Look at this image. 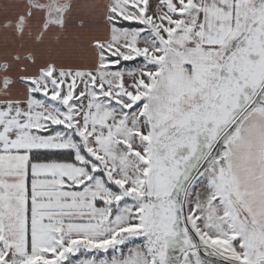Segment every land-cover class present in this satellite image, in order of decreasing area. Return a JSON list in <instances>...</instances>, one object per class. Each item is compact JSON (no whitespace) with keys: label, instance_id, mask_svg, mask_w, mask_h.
Masks as SVG:
<instances>
[{"label":"snow or ice","instance_id":"6c2138e0","mask_svg":"<svg viewBox=\"0 0 264 264\" xmlns=\"http://www.w3.org/2000/svg\"><path fill=\"white\" fill-rule=\"evenodd\" d=\"M0 264H264V0H0Z\"/></svg>","mask_w":264,"mask_h":264}]
</instances>
